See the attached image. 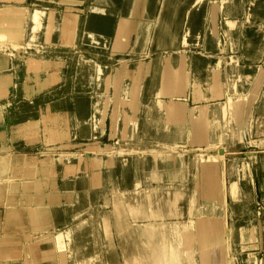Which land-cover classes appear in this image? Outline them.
I'll return each mask as SVG.
<instances>
[{
    "label": "rangeland",
    "instance_id": "374dc122",
    "mask_svg": "<svg viewBox=\"0 0 264 264\" xmlns=\"http://www.w3.org/2000/svg\"><path fill=\"white\" fill-rule=\"evenodd\" d=\"M11 1L0 0V9L21 6L26 31L16 43L0 38V76L11 80L0 97V104L9 103L0 120V148H6L0 155L53 164L55 205L46 197L51 179L41 193H20L24 201L44 195L51 209L43 223L53 234L71 229V241L64 240L68 264H226L228 254L234 264H264V37L254 59L243 48L264 29V0ZM236 5L239 14L232 13ZM204 6L208 32L211 10L217 11L214 40L224 91L217 110L192 101L184 74L180 90L172 84L176 65L168 58L193 50L188 18ZM36 10L44 12V25L52 10L77 16L75 43L62 36L50 43L44 31L31 40ZM122 18L131 24L121 37L127 45L113 52ZM141 24L147 26L145 51L134 49ZM31 60L46 64L36 68ZM93 69L103 73L93 75ZM148 106L159 119L156 126L146 120ZM215 115L222 140L208 130ZM161 150L164 155L155 158ZM23 179L19 175L18 183ZM129 191L137 194L133 206L124 198ZM7 195L4 187L0 264H50L43 259L49 245L34 244L43 235L33 232L26 206L15 215L21 221L7 219ZM153 222L186 226L187 255L172 234L152 232Z\"/></svg>",
    "mask_w": 264,
    "mask_h": 264
},
{
    "label": "crops",
    "instance_id": "0c3cea01",
    "mask_svg": "<svg viewBox=\"0 0 264 264\" xmlns=\"http://www.w3.org/2000/svg\"><path fill=\"white\" fill-rule=\"evenodd\" d=\"M24 1H26V0H22V1L13 0L11 2H15V3L21 5ZM64 1L68 2L69 4H66V5H69V6L76 5V4H79L82 2V0H64ZM92 1L94 3L95 2L107 3V0H92ZM112 1L114 3H117V0H112ZM260 1H261L260 3H262L263 0H260ZM236 6H237L236 10L232 13L239 14L240 8L238 7V5H236ZM1 9H9L8 12H10L9 15L11 17H10V20H7V21L5 19L0 18V29H1L0 30V38H4V37L9 38L10 40H12L15 43L17 41L24 40V33L26 31V28H25L26 23L24 21L25 20V13L23 11V8L21 6H4ZM93 9H96V8L93 7L91 9V11ZM181 11H182L181 6L179 8H177V10L175 11V14H176V17L178 20H180L179 17L181 15ZM216 13H217V11L214 10V8H213L211 10V14H210V18H209V20L211 21V24H209V27H210L209 32L206 29H204V26L206 25L205 18H204L205 14H206L205 6L202 9L201 13H198L195 11L190 13L189 18H188V27H187V41L189 44L192 45L191 48H193V50L187 51V53H189V54H187V56L184 55V51H181V52H174L168 58L172 59L174 61V64L176 65V67L174 66L173 70H171V72H172L171 73L172 74V79H171L172 84L174 83L176 88L180 90L181 86H179L178 80H179V76L181 74H184L186 77L187 86H188V84L190 86L192 101L194 103H197V104L207 102L208 104H211L212 106H214L215 109L217 110L218 109L217 107H219L222 104L221 100L224 97V91H223L222 83H221L222 74H223L222 64H221L222 59L220 57L216 56L217 49H216V45H215L216 42L214 40V34H215V28L214 27H216V24L214 22V15ZM229 14H230V12L228 10L226 12H224L225 17H226V15H229ZM73 16H74L73 19L75 20L77 18V16H75L74 14H73ZM27 18H28V16H27ZM44 19H45L44 12L41 10H36V12L34 13L35 25L32 28L33 31L31 32V38H32L31 40L35 41L37 39H40L41 33L44 31V33L47 36V41L50 43L53 42L54 39H57L58 36L64 37V40L66 39L67 44L75 43V39H76L75 23L69 14L56 12L55 10H52L47 15V19L49 20L48 24L44 25V23H43ZM55 22H56V24H55ZM3 25H4V27H3ZM130 25H131L130 22H128L126 18L125 19L122 18L119 29H118L119 34L117 36V39L113 43V48H112L113 52H117L118 50L125 48V45H127V44L123 43V40H121L122 39L121 37L125 33L127 34V32L129 31ZM146 27L147 26L141 24V25H139V27L137 29L138 30L137 31V37H136L135 44H134V49H136V50L139 49V50L145 51V49L147 47V36H145ZM67 28H69V29H67ZM206 28H207V25H206ZM18 29H20V30H18ZM263 30L261 33L258 32L252 38V40L243 41V48H244V50L247 49L248 56L250 59H254L259 54L260 41L264 37L263 36ZM8 31H9V33H8ZM194 35H195V37H194ZM207 45H210V47L208 46L210 49H208L206 47ZM14 47L17 48L19 46L14 45ZM197 53H198V55H197ZM190 54H192L194 56L192 59L189 60L188 57ZM185 60H187V61L185 62ZM210 60H211V63H210ZM205 62H207V63H205ZM30 64H31V66L39 68L42 65H45L46 62L31 60ZM47 65L50 66V63H48ZM58 65H59V62H56V66H58ZM201 65H202V67H200ZM250 66L251 65L245 66V69L247 71H252V66L251 67ZM190 67H191V70H190ZM216 71L217 72L219 71L220 73L218 72L219 73L218 74ZM95 72H97L98 75H101L103 73L102 69H100V70L93 69L92 74L94 75ZM100 72H101V74H100ZM201 73H203V74H201ZM204 73H205V75H204ZM192 74H193V76H192ZM202 76H203L202 79L199 78ZM205 76L207 78H205ZM208 77H209V80H208ZM196 78H197V80H196ZM175 79H176L177 83H176ZM197 83H198V85H197ZM201 83H203V84H201ZM10 84H11V80L9 77H7L5 75L0 76V97L7 95L8 91H9ZM200 84L202 85L203 89L201 88ZM219 86L221 87L220 91H219ZM209 90H210V92H209ZM182 91H185V90H182ZM212 91H214L215 94H217L218 96L217 95L215 96L214 92H212ZM211 96H212V98H211ZM209 98H211V99H209ZM211 101H212V103H211ZM8 105H9L8 102L0 104V120L3 119V114L5 112L6 106H8ZM226 112H227V110L224 108V116H226ZM146 119L149 120V121L148 120L147 121L152 126H156L159 123V119L151 111V106L150 107L148 106V108H147ZM151 122H153V123H151ZM165 124H166V129H169L168 123L165 122ZM30 127H32L31 124L27 125L26 127L21 126L19 129L20 130H22V129L28 130ZM221 128H223V125L220 122V119L215 115V117H214L213 121L210 123L209 129H208L209 132H213V134L211 133L212 137H213V135L218 136L220 134L218 136V138L222 140L223 139V137H222L223 132L218 133V130H221ZM25 136H26V134H25ZM5 149H6L5 147L0 148V151H5ZM205 153L207 154V151L206 152L205 151L200 152V155L205 156L206 155ZM163 155H164V153L161 150V151H158L154 157L157 158L156 156H163ZM177 155L180 159H182L183 153H178ZM197 155L199 156V154H197ZM169 156H174V153H172V154L169 153ZM215 156L222 161L225 158L224 154H222V155L217 154ZM24 157H28V156H24ZM9 158H10L9 155H0V189H1L0 190V199L2 198V193H3L4 186H5L8 190V195H7V200H6V202H7L6 204H8L7 216L9 215V209H10L9 204L11 203V201H13V203H14V205H13L14 210H16V209L18 210V208L20 206H26V210L29 213L30 223H31V227H32L33 232L41 233L43 235V237H41L40 239L37 238V240H35L34 242L37 245L42 244V243L43 244L48 243L47 245H49V247L43 251L44 252L43 253V259L45 261L51 262L50 264H60L61 261L59 262V258L61 260V257L59 255L62 252H64L66 254V257H67V259H66L67 263L66 264H68L69 257H68V253L66 252V244H65L64 240H65V238H68L69 241H71V235H70L71 233H69V232H71V229L66 230V231L61 229L58 231V233L53 234V231H51L48 224L43 223L45 215L47 213H49L50 212L49 209H51L50 206H48V205L46 206L44 195H41V194L37 195V200L34 199V196L27 195V199L24 201L23 198L21 197L22 193H20L21 188L25 192L34 188L37 192L41 193L48 186V184L50 182L48 179H51V173H52L51 167L53 164H51L47 159H40V160L35 161V159L32 157H30V158L28 157L26 161H23V159L21 158L20 155L16 156V158L13 161L10 160ZM84 159L85 158H83L82 161L85 163ZM97 162H98V160L96 158H93L91 160V166L95 167ZM69 169L73 170L72 167H70ZM9 173H11V176L7 177V175ZM19 175H21L24 178L21 184H19L18 183L19 181L17 180ZM33 177H35V178L40 177V178L37 181H35L36 179L34 180ZM35 183H36V185H35ZM27 184L29 185V187L27 190H25V185H27ZM37 184H38V186H37ZM51 185H52L53 189L50 193L46 194V197L48 198L49 202L52 205H55V200L57 198L58 192L56 189L55 176H53V174H52V179H51ZM11 189H12V191L10 192ZM14 191H16V192H14ZM249 194L250 193H248L247 196ZM124 195H125L124 198H126L128 200L127 201L128 204L130 206H133V204L136 200L137 194H134L132 191H130L128 193H125ZM29 197L33 201L31 206H28L26 204ZM224 199H225V201H224V204H225L226 203V196L224 197ZM213 208H214V206H213ZM133 209H136V205L133 207ZM14 210H13V212H10L11 217L8 216L7 219H13L15 217L17 210L16 211H14ZM212 212H214V209H212ZM41 214H42V216H41ZM15 218H17L18 221H21L20 216H18V217L16 216ZM62 219L63 218L61 217L60 222H62ZM49 225H51V224H49ZM149 226L152 228V232H154V233H157L158 230H160L158 233L162 234V236H164V237H169L172 234L174 240H176L180 246V253L183 256L187 255V252L190 249V245H186V243H185V240L188 238L186 226H184V228L181 229L178 225H176L174 223H166V222H161V223L153 222ZM59 235H62L63 240L61 243L56 242V241H58V239L56 237H58ZM185 246H186V248H185ZM49 249H50V251H49ZM52 251H54L55 253L54 252L52 253ZM8 255H7V257H10ZM227 258H228V262L226 261V264H234V258L231 255L228 254ZM90 261H92V260H90ZM87 262L89 263V261H86V262H83L81 264H88ZM26 264H30V262L29 263L27 262ZM32 264H34V261L32 262Z\"/></svg>",
    "mask_w": 264,
    "mask_h": 264
},
{
    "label": "bare ground",
    "instance_id": "6f19581e",
    "mask_svg": "<svg viewBox=\"0 0 264 264\" xmlns=\"http://www.w3.org/2000/svg\"><path fill=\"white\" fill-rule=\"evenodd\" d=\"M8 10L9 9H0V18H2V19H5L6 21L7 20H10V15H9V13L10 12H8ZM7 11V12H6ZM201 13V12H200ZM204 14V13H203ZM25 21V20H24ZM23 21V22H24ZM55 24H56V22H55ZM22 25V24H21ZM211 26V25H210ZM3 27H4V25H3ZM8 27V26H7ZM10 28V27H9ZM12 28V27H11ZM5 29V28H4ZM1 30V29H0ZM18 30H20V29H18ZM5 31V30H4ZM202 32V31H201ZM262 32V31H261ZM263 32H264V30H263ZM8 33H9V31H8ZM13 33V32H12ZM11 35V34H10ZM18 36V35H17ZM194 37H195V35H194ZM206 38V37H205ZM188 42V41H187ZM198 44V43H197ZM216 45V44H215ZM210 47V45H207L206 47L208 48V49H210L209 47ZM214 46V45H213ZM212 48V47H211ZM207 49V50H208ZM215 49V48H214ZM217 49V48H216ZM204 50V49H203ZM210 51V50H209ZM212 51V50H211ZM194 54V53H193ZM201 54V53H200ZM203 54V53H202ZM211 54V53H210ZM185 55V54H184ZM197 55H198V53H197ZM180 57V56H179ZM198 57V56H197ZM215 58V57H214ZM205 59V58H204ZM201 60V59H200ZM187 60H185V62H186ZM200 62V61H199ZM194 63V62H193ZM197 63V62H196ZM201 63V62H200ZM205 63H207V62H205ZM210 63H211V60H210ZM213 63V62H212ZM40 64V63H39ZM195 64V63H194ZM212 65V64H211ZM200 67H202V65L200 66ZM213 67V66H212ZM251 67V66H250ZM207 68V67H206ZM203 69V68H202ZM250 69V68H249ZM190 70H191V67H190ZM176 71V70H175ZM200 71V70H199ZM209 72V71H208ZM217 72V71H216ZM219 72V71H218ZM217 72V73H218ZM189 73V72H188ZM191 73V72H190ZM212 73V72H211ZM220 73V72H219ZM218 73V74H219ZM199 74V73H198ZM201 74H203V73H201ZM178 75V74H177ZM204 75H205V73H204ZM203 75V76H204ZM192 76H193V74H192ZM203 76L202 77H199V78H203ZM212 76V75H211ZM193 78V77H192ZM205 78H207L206 76H205ZM213 79V78H212ZM196 80H197V78H196ZM207 80V79H206ZM208 80H209V77H208ZM175 81H176V79H175ZM194 81V80H193ZM203 81V80H202ZM211 81V80H210ZM201 82V81H200ZM206 82V81H205ZM208 82V81H207ZM176 83H177V81H176ZM201 84H203V83H201ZM200 84V85H201ZM213 84V83H212ZM215 84V83H214ZM217 84V83H216ZM221 84V83H220ZM196 85V84H195ZM197 85H198V83H197ZM201 88H202V85H201ZM205 88V87H204ZM211 88V87H210ZM203 89V88H202ZM209 89V88H208ZM207 90V89H206ZM217 90V89H216ZM215 90V91H216ZM221 90V87L219 86V91ZM195 91V90H194ZM206 92V91H205ZM208 92V91H207ZM209 92H210V90H209ZM212 92H214V91H212ZM211 94V93H210ZM214 94H215V92H214ZM212 95V94H211ZM217 94H215V96H216ZM218 96V95H217ZM207 98V97H206ZM211 98H212V96H211ZM211 98H209V99H211ZM215 98V97H214ZM221 98V97H220ZM203 99V98H202ZM201 99V100H202ZM201 102V101H200ZM211 103H212V101H211ZM150 107V106H149ZM172 108V107H171ZM146 120H148V119H146ZM149 121V120H148ZM28 123V122H27ZM151 123H153V122H151ZM32 125V124H31ZM152 126V125H151ZM206 152V151H205ZM98 154V153H97ZM199 154V153H198ZM206 154V153H205ZM219 156V155H218ZM85 160V159H84ZM84 163V162H83ZM85 164V163H84ZM94 164V163H93ZM44 170V169H43ZM42 170V171H43ZM37 171V170H36ZM44 173V172H43ZM5 180V179H4ZM5 183V182H4ZM2 184V183H1ZM35 185H36V183H35ZM23 186V185H22ZM37 186H38V184H37ZM167 186V185H166ZM5 187V186H4ZM15 187V186H14ZM28 187H29V185L27 184V185H25V190H27L28 189ZM148 187V186H147ZM12 188V187H11ZM1 190V189H0ZM12 191V189L10 190V192ZM14 192H16V191H14ZM124 192H126V191H124ZM130 192V191H129ZM225 197V196H224ZM40 199V198H39ZM45 199V198H44ZM9 202V201H8ZM7 203V202H6ZM33 203V201H32V199L29 197L28 198V201L26 202V204L28 205V206H31V204ZM10 205V209H9V217H11V213L10 212H13V205H14V203H13V201H11V203L9 204ZM7 206H8V204H7ZM17 210V209H16ZM16 210H14V211H16ZM206 210V209H205ZM7 214H8V212H7ZM7 216V217H8ZM41 216H42V214H41ZM17 219V218H16ZM172 225V224H171ZM170 228V227H169ZM68 234V233H67ZM57 236V235H56ZM55 236V237H56ZM43 237V236H42ZM57 239H58V241H56L57 243H61L62 242V235H59L58 237H56ZM51 240V239H50ZM40 243V242H39ZM36 244V243H35ZM48 244V243H47ZM37 245V244H36ZM51 246V245H50ZM183 247V246H182ZM185 248H186V246H185ZM53 249V248H52ZM51 249V250H52ZM49 251H50V249H49ZM54 251H52V253H53ZM62 252V251H61ZM44 253V252H43ZM55 253V252H54ZM60 254V253H59ZM8 256H10V255H8ZM56 256V255H55ZM60 257H61V260H60V258H59V262L61 261V263L60 264H66L67 263V257H66V254L64 253V252H62L60 255H59ZM57 259V258H56ZM57 261V260H56ZM227 262H228V258H227V260H226ZM90 262V261H89ZM88 263V262H87ZM89 264V263H88Z\"/></svg>",
    "mask_w": 264,
    "mask_h": 264
}]
</instances>
